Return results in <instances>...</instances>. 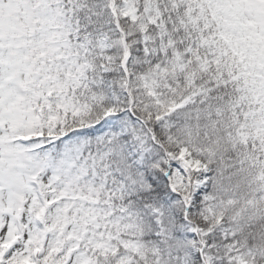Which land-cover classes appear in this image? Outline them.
<instances>
[{
	"label": "snow or ice",
	"instance_id": "6c2138e0",
	"mask_svg": "<svg viewBox=\"0 0 264 264\" xmlns=\"http://www.w3.org/2000/svg\"><path fill=\"white\" fill-rule=\"evenodd\" d=\"M0 264H264V0H0Z\"/></svg>",
	"mask_w": 264,
	"mask_h": 264
}]
</instances>
